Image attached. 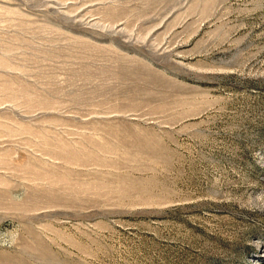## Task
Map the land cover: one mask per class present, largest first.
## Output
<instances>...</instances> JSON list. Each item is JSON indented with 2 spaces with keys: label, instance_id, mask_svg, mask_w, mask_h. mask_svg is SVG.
<instances>
[{
  "label": "rangeland",
  "instance_id": "374dc122",
  "mask_svg": "<svg viewBox=\"0 0 264 264\" xmlns=\"http://www.w3.org/2000/svg\"><path fill=\"white\" fill-rule=\"evenodd\" d=\"M0 264H264V0H0Z\"/></svg>",
  "mask_w": 264,
  "mask_h": 264
}]
</instances>
